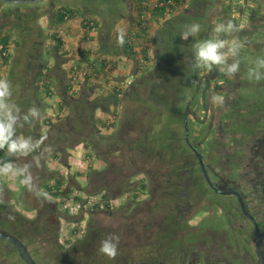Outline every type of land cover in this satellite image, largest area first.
Here are the masks:
<instances>
[{
  "label": "flooded vegetation",
  "instance_id": "flooded-vegetation-1",
  "mask_svg": "<svg viewBox=\"0 0 264 264\" xmlns=\"http://www.w3.org/2000/svg\"><path fill=\"white\" fill-rule=\"evenodd\" d=\"M128 1L132 6L133 0ZM182 1L172 16L168 13L158 20L161 31L168 24L171 28L172 58L166 65L173 79L171 106L166 119L163 116L158 123L173 127V137L168 139L173 141L174 156L171 174L165 177L172 188L159 191L161 200L163 195L170 198L166 205L155 206L161 212L157 221L145 223V231L154 238H149L142 253L109 259L89 253L86 233L90 229H86L78 242L82 252L66 257L50 215L40 208L22 212L10 190L0 186V233L19 241L34 264H264V78L249 77L257 60L264 59V0ZM5 6L0 3V33L26 28L23 21L14 24L31 12L14 7L11 17H20L14 22ZM228 22L235 31L221 38L243 45L237 58H228L229 64L239 60L238 72L230 77L219 71L221 66L195 68L197 44L216 37L217 23ZM193 23L201 26L200 32L181 39ZM8 74L9 69L0 66V81L7 80ZM213 95L224 97L223 107L213 105ZM179 133L183 135L175 136ZM162 135L159 140L165 139ZM181 142L189 151L187 163L180 157ZM145 194L140 202L154 196L149 190ZM150 214H145L146 221ZM0 264L28 263L12 241L0 237Z\"/></svg>",
  "mask_w": 264,
  "mask_h": 264
},
{
  "label": "rangeland",
  "instance_id": "rangeland-1",
  "mask_svg": "<svg viewBox=\"0 0 264 264\" xmlns=\"http://www.w3.org/2000/svg\"><path fill=\"white\" fill-rule=\"evenodd\" d=\"M4 4L9 10L8 16L10 15L9 17L10 19L12 18L11 20L13 21H18L20 19V17H11L15 9L14 7H18L21 10L27 9V11L31 12L29 15H25L23 20L21 18L14 24L16 26L19 22L23 21L25 27H27L21 29L17 26L18 31L12 33L10 63L9 66H4L9 69L8 79L4 81L9 83L10 95L5 99L4 103L6 104L10 116L15 118L13 123V128L15 130L14 137L29 139L32 150L27 155L13 154L9 160V163L13 164L16 168L27 167V174L31 175V185H23L21 183L23 177H18L11 173L6 175L0 173L1 188L10 190L16 200V208H19L22 212L27 211L29 213L30 211L32 212L34 208H40L45 214L50 215L53 228L58 230L57 242L60 243L63 248L67 249L65 252L64 250L62 251L66 257L72 258L82 252L81 249H79L80 243L75 244V242H73L68 244L64 241L68 235L65 231L66 228L63 227L66 222L70 224L75 219H80L78 222L81 225V234L88 228L92 229L89 231L91 232L90 234L93 235L90 238L88 237L91 241L87 246L92 256L96 255L100 257L104 255L99 251L100 243L109 235H116L120 238L117 254L133 255L142 253L149 243V238H154L152 233H149L148 230L147 232L145 231V223H155L161 214V212H158L155 208L157 205L156 200H159V191L164 189L168 191V189L172 188V182H165V177H167V172L165 171H168L167 167L169 166L166 167L167 160L172 159L174 156L173 141L172 139H168V136L173 137L172 126L167 128L164 124L156 123L153 126V130L148 133L150 138L155 141L154 148L158 151L154 158V166L158 169L157 172H155L157 179L154 181L152 173L150 172L148 174V190L151 192L154 190L156 194L152 198H146L140 203L132 204L127 210L119 209L97 212H93L92 210L81 213L77 215V217H63L61 213L58 212L57 214V212H55L53 197H46L42 193L43 184L52 179L53 175L56 173L63 175L65 180L68 181V188L70 190H68V197L75 194L84 195L87 193L86 191H88L85 186L86 177L84 175L88 161L85 158L84 154L86 150L82 143L68 150L69 155L67 156V163L62 162L59 157L54 158L53 155H49L50 153L52 154L53 151L56 152V149L60 150L66 142L71 141L74 137H78V134L76 135L77 127H75L72 120H69V117H67V110H64V114L61 115L62 119L56 120L54 122L55 125L51 127L44 125L41 120L42 117L49 114L50 109L55 108V102L62 96L64 86L70 83L69 67H67V71H64L61 67L64 63L69 64L68 62H70L72 58L68 54L59 57L53 45L50 43L49 30L51 26L52 10L56 7L67 5L81 10V13H83L82 16L94 17L98 21V27L96 29L98 44L96 49L107 51V56L111 58L110 52L112 51L111 38L114 33L113 30L117 28V26L125 24L120 20L128 19L131 5L126 0H43L39 3L32 4L10 5L3 3V5ZM78 18L80 19L81 17L78 16ZM79 25L81 26V22ZM157 30L158 24L153 26L151 31L152 40L149 46L151 61L148 63L153 65V67H151L145 75L138 74L134 63H127L124 60L123 69L126 73L125 78H127V81L124 84L123 81L125 79L120 80L121 83L125 85L124 88L128 86L137 87L138 84L143 83V78H145L146 82L148 79L147 75H150V84L155 86L156 90L151 92L148 86L140 87L139 95L141 94L140 98L143 99L142 101L144 103L142 115L151 114V116H154L152 113H159L160 119L162 120L164 116L165 120L166 109L170 105L168 98L171 96L173 79L172 76H170L172 72L167 69L166 61L156 58V55L159 54V50L155 45V40H157L155 34H157ZM165 47L167 48V50H165V55H172L170 52L172 49L171 45L166 43ZM49 66L51 67L50 69H48ZM40 70L47 79L55 77L59 80L58 84L52 86L54 95L50 97L51 99L49 98L50 101L40 99V90L34 79L35 74ZM129 83L132 85H129ZM152 93L153 96L151 95ZM76 95L85 99H92L86 92L74 94V96ZM166 101H168L167 104ZM99 102L102 103L104 109L108 111L107 115L102 113V109H98L94 115L104 119L111 113L108 109L110 104L108 100H104L103 98H99ZM48 103H50L51 106H47ZM132 104L133 103L130 102L127 106L125 105L126 109L128 110V107L132 108ZM31 110H34L36 114L31 115ZM120 111V116H123L125 114L124 110L122 109ZM3 112L4 109L0 108V113L3 114ZM51 113L53 117L55 109ZM23 117L31 118L32 121L29 126H25ZM151 119L154 120L155 118L153 117ZM79 121L83 123L85 122V118L80 117ZM116 123L118 124V121H116ZM119 127L120 125H118L114 132H105L102 130L99 131V133L102 135H114ZM89 128L90 126H85V130L88 131ZM178 131H180V129ZM92 132H95V130L92 129ZM160 134H163L162 136L165 137L164 140H159ZM182 135V133H179L175 136L181 137ZM181 145L183 156L180 157L183 162L186 160L185 162L187 163L189 160L186 158V155H189V151L185 150L183 142H181ZM5 151L6 148L0 149V157L3 156ZM164 152L166 153L165 158L162 157ZM58 155L60 154L58 153ZM102 164V162L100 163V161L96 159L94 168L99 171V169L103 168ZM163 166L165 168L160 169ZM66 173H68V175H65ZM159 184L160 186L158 187ZM19 190H21V193ZM88 195L94 194L88 193ZM148 211L151 212V219L146 221L144 216ZM57 215L59 217L58 223L55 221ZM89 219H91V224L88 223ZM153 229H155V227Z\"/></svg>",
  "mask_w": 264,
  "mask_h": 264
},
{
  "label": "trees",
  "instance_id": "trees-1",
  "mask_svg": "<svg viewBox=\"0 0 264 264\" xmlns=\"http://www.w3.org/2000/svg\"><path fill=\"white\" fill-rule=\"evenodd\" d=\"M162 3V5H160ZM184 3L182 0L169 1V0H134L132 3L133 11L135 15L132 20L127 23L124 29H116L112 35V51L110 52L111 58L107 57V51L98 50L96 53L92 52L89 48L82 50L78 54L77 64L71 70L76 74L81 75L86 83L97 82V96L92 99H85L79 95L74 96L76 88L80 83V79L76 77L70 78V83L64 86L62 90V96L57 102H55V113L53 117H42L43 124L51 127L55 125L56 120L62 119L64 110H67V117L72 120V123L77 127L78 137H74L71 141L66 142L60 150L56 149L52 154L54 158H60L62 162L67 163L68 150L75 145L82 143L85 152V158L88 161V165L85 171V186L88 191L85 193L99 194V203H95L92 207L93 212L97 211H114V210H127L132 204L140 203V200L147 196L145 191H148V174L151 172L154 181L157 179L155 172L157 168L154 166V158L156 156V149L154 148L155 141L149 136V131L153 130V126L160 121L159 113L142 115L144 103L139 95L140 87L148 86L152 91L156 90L155 86L150 84L151 77L147 75L148 79L145 82L137 85V87L128 86L124 88L126 79L122 73L121 62L123 59L133 62L138 74H146L148 70L153 67L150 65V48L147 46L152 40L151 31L153 25L158 24L159 19L166 18L169 13L172 16L176 6H181ZM81 10L64 5L53 9L52 11V25L54 30L49 35L51 41H53V47L56 50L57 55L62 56L59 51L63 49V41L57 30L66 22L67 19L73 18L76 15H81ZM172 18V17H171ZM84 20L82 27L85 31L83 39L88 42L87 37L89 32H96L98 27V21L94 17L83 16ZM169 20L165 21L168 23ZM182 28V24H181ZM123 34V44L119 42L120 36ZM157 40L155 45L159 50V54L156 58L159 60H169L172 55H165L166 43L170 44L171 28L167 25L165 31H161V28L157 30ZM12 33L5 32L0 33V42L4 45H8L11 41ZM171 52V50H170ZM10 63V54L0 61V66H8ZM172 72L170 68H167ZM172 76V74L170 75ZM38 89L40 90L41 100H49L54 95L53 84L49 79L43 75L42 71H38L34 76ZM125 79L123 83L121 80ZM132 83V82H131ZM129 83V85H132ZM143 84V85H141ZM75 91V92H74ZM73 94V95H72ZM153 96V93L151 94ZM99 98L108 100L111 106V113L104 119H97L95 112L98 109H102L104 114H107V110L104 109L102 103L99 102ZM51 99V98H50ZM169 101V100H168ZM132 104V108L126 106L129 103ZM126 105V106H125ZM171 104L168 106L170 108ZM168 108V109H169ZM124 110L125 114L120 116V110ZM145 110V109H144ZM151 110V109H148ZM107 111V112H106ZM71 116V117H70ZM119 116V117H118ZM80 117L85 118V122H80ZM155 118L152 120L151 118ZM118 119V120H117ZM25 126H29L31 118L23 117ZM118 121V124L116 123ZM71 122V121H70ZM76 122V125H75ZM90 128L85 130V126ZM120 125L119 129L114 135H102L99 131L114 132V130ZM92 129L95 132H92ZM75 130V128H74ZM144 132V133H143ZM68 143V144H67ZM58 153L60 155H58ZM164 152L162 157L165 158ZM102 162L103 168L99 171L94 168L95 160ZM167 176L171 174L170 162L167 160ZM93 163V164H92ZM165 168L164 166L160 169ZM162 174V173H161ZM164 175V174H163ZM167 183V182H166ZM68 181L65 180L61 174H54L52 179L42 186V193L48 197H60L62 200L67 198ZM7 191V189H6ZM152 194L154 190H152ZM170 196L163 195L162 200H156V204L166 205ZM74 200H80L82 197L75 195ZM121 199V203L116 206L111 201ZM55 211L58 214L56 202H54ZM67 214L66 211L63 212ZM58 217V215H57ZM59 218V217H58ZM57 218V219H58ZM59 220V219H58ZM91 224V219L88 221ZM88 224V225H89ZM89 229V228H88ZM77 232V227L75 228ZM92 230V229H90ZM91 232L87 230L86 237L90 238ZM88 238V239H89ZM80 241L79 237L75 238V244ZM91 240L89 239V242ZM70 244L69 240L65 241ZM72 242V243H73ZM77 242V243H76ZM74 244V245H75ZM85 245V243H84Z\"/></svg>",
  "mask_w": 264,
  "mask_h": 264
},
{
  "label": "clouds",
  "instance_id": "clouds-1",
  "mask_svg": "<svg viewBox=\"0 0 264 264\" xmlns=\"http://www.w3.org/2000/svg\"><path fill=\"white\" fill-rule=\"evenodd\" d=\"M200 29L201 26L198 23L186 26V30L181 34V39L187 40L189 37H195L200 32ZM214 30L217 34L215 38L197 44L194 54V67L210 70L213 66H221L219 67V71L231 77L239 70V60L234 59L233 62L229 64L228 58H237L239 50L243 45L236 39L228 40L221 38V34L229 35L235 31V25L231 22L217 23ZM119 42L123 44V34H121ZM256 63L257 68L249 70V77L260 80L264 78V73L260 71V69H264V59H258ZM9 95V83L7 81H0V108L4 109L2 115L5 117V122H0V149L6 148L7 152L11 154L27 155L32 150L29 139L21 137H14L15 139H12L15 131L13 128L15 118L10 116L6 104L4 103ZM211 101L214 106H224V97L222 95H213ZM30 114L35 115L36 113L34 110H31ZM25 119H27V117H25ZM27 171V167L16 168L11 163H6L0 167V173L5 175L11 173L15 176L23 177L21 183L30 186L31 175L27 174ZM119 240V236L116 235H109L103 239L100 243V253L104 254L109 259H115Z\"/></svg>",
  "mask_w": 264,
  "mask_h": 264
},
{
  "label": "crops",
  "instance_id": "crops-1",
  "mask_svg": "<svg viewBox=\"0 0 264 264\" xmlns=\"http://www.w3.org/2000/svg\"><path fill=\"white\" fill-rule=\"evenodd\" d=\"M126 1H128V0H126ZM133 1H131V3H133ZM130 9L131 10H129V17H128V19L125 18L126 20H124V19L120 20L122 23L124 22L125 24H121L120 26H117V28H115L113 30V32L116 29H124L125 26L127 25V23L132 20V17L135 15V13L132 10L133 9L132 6L130 7ZM78 16L81 17V18L79 19ZM82 17L83 16H81V15H76L73 18L67 19L66 22L59 28V30H57L58 34L61 36V39L63 41V49H61L59 52L62 53L61 55H63V56L66 55V54H68L72 58L71 61L68 62L69 64L64 63L61 68L64 71H67L68 70L67 67H69V71H70V73H69L70 75L69 76H70V78L71 77H76V79L81 78L80 79V83H79L78 87L75 90L76 93L78 92L80 94V93L86 92L87 95H89L90 98H93L94 96H97L98 95L97 93H95V91L97 90V86H96L97 85V82L92 81V83H90L89 84V87H88V85H87L88 83L85 82V80L81 77V75L78 74L76 76V74L71 70V68H74L75 65L77 64L78 54H79L80 51L86 50L87 48H89L92 52L96 53V51L98 50V49H96L97 48L98 41H97V38H96V32L95 31L94 32L93 31L92 32H89V36L87 35V37H91L92 36V38H87V39H90V40H88V42H85V39H83V36L85 34V31L83 30V27H82V24L84 22V20L82 19ZM77 22H78V24H77ZM80 22H81V26L79 25ZM156 25L157 24H155L153 26H156ZM53 30H54V27L52 25V19H51V26H50V30H49L50 31V34H51V32ZM54 31H56V30H54ZM50 43H51V45H53V41H50ZM150 43H151V41L149 43H147V46H150ZM106 58L108 59L110 57L107 56ZM124 60L127 63H129L130 61H127L126 59H123L122 62H121L120 72L121 73H124L122 75L124 77H126L125 76L126 73H125V71L123 69V63H124L123 61ZM50 68L51 67L49 66L48 69H50ZM125 79L127 81V78H125ZM49 81L52 82L53 86H54V84H58L59 83V80L57 78H55V77L54 78H49ZM53 99L56 100L55 98H53ZM48 101H50V99ZM47 106H51V104L48 103ZM54 109H50L49 110V114L47 115L48 117H52L53 114L51 112L54 111ZM108 109L111 111V106H109ZM105 115H107V114H105ZM95 117L97 119H101V117L98 118L97 115Z\"/></svg>",
  "mask_w": 264,
  "mask_h": 264
},
{
  "label": "built area",
  "instance_id": "built-area-1",
  "mask_svg": "<svg viewBox=\"0 0 264 264\" xmlns=\"http://www.w3.org/2000/svg\"><path fill=\"white\" fill-rule=\"evenodd\" d=\"M162 5V3L160 4ZM11 43L6 46L2 42H0V60L8 56L10 53ZM65 175H68L66 173ZM70 191V190H69ZM69 192H67V198L62 200L60 197L53 198L54 202H56L57 211L61 213V216L65 217H77V215H80L81 213H86L87 211H92V207L95 203H99L100 195L94 194V195H77L82 197L80 200H74L73 197L76 195H73L71 197H68ZM50 197V196H49ZM122 201V200H121ZM120 199H116L111 201V203H114L116 206H118L121 203ZM66 211L67 214H64L63 212ZM80 219L73 220L70 224L66 222L65 226L63 228H66V232L68 237L64 239V241L69 240L70 243H72L76 237H80V230L81 225L78 222ZM77 227V232H75V228ZM73 238V239H72ZM72 239V240H71ZM69 244V243H68Z\"/></svg>",
  "mask_w": 264,
  "mask_h": 264
},
{
  "label": "water",
  "instance_id": "water-1",
  "mask_svg": "<svg viewBox=\"0 0 264 264\" xmlns=\"http://www.w3.org/2000/svg\"><path fill=\"white\" fill-rule=\"evenodd\" d=\"M43 0H0L1 3H7V4H11V5H18V4H32V3H39ZM0 122H5V117L0 113ZM12 139H15L14 138V135L12 137ZM199 159V162H200V165L204 171V166H203V163H202V159H201V156L199 154V152L197 150L194 151ZM13 154L11 153H8L6 151L5 155L1 156L0 157V165L1 164H4L6 162H8L11 157H12ZM0 237H4L10 241H12L22 252L26 262L28 264H34L33 260L29 257V255L27 254L25 248L19 243V241L15 240L13 237L9 236V235H4V234H1L0 233Z\"/></svg>",
  "mask_w": 264,
  "mask_h": 264
}]
</instances>
